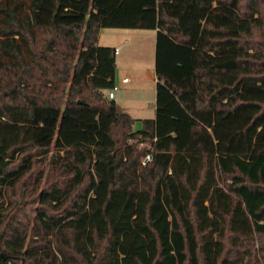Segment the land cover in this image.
<instances>
[{"label": "trees", "instance_id": "trees-1", "mask_svg": "<svg viewBox=\"0 0 264 264\" xmlns=\"http://www.w3.org/2000/svg\"><path fill=\"white\" fill-rule=\"evenodd\" d=\"M104 27L157 31L140 129ZM0 264H264V0H0Z\"/></svg>", "mask_w": 264, "mask_h": 264}, {"label": "rangeland", "instance_id": "rangeland-1", "mask_svg": "<svg viewBox=\"0 0 264 264\" xmlns=\"http://www.w3.org/2000/svg\"><path fill=\"white\" fill-rule=\"evenodd\" d=\"M156 35L157 31L155 29H145V28H113L104 27L100 32V45H113L117 49L121 50V54L117 55L119 60V67L128 71V75L131 78L130 86H134L131 91H125L118 84L116 88H112L115 96L116 102L120 105L121 111H128L141 105L146 111V115H152L154 111L149 109L153 108L156 104V84L153 80L147 79L148 71H151L153 65L155 64V49H156ZM140 66V68H138ZM141 75L144 80L137 81L134 80L135 76ZM110 91V90H109ZM108 91V92H109ZM120 96L124 99L121 100ZM156 107H154L155 110ZM142 113H144L142 111ZM155 114V113H154ZM143 127L142 120L135 121L134 128L140 129ZM139 147H144L140 144ZM52 152L48 155L41 157L39 155L35 159V171L33 173V178L41 174L38 182L40 185L47 186L53 181H58L61 178V173L59 170L53 167L51 162ZM146 157L143 159L145 161ZM13 192L12 200L20 201L24 196L19 195V189ZM25 195V193H24ZM36 202V199L30 198L25 203ZM36 203L29 204L30 206H35ZM10 204V201H7ZM34 208V207H32Z\"/></svg>", "mask_w": 264, "mask_h": 264}, {"label": "crops", "instance_id": "crops-1", "mask_svg": "<svg viewBox=\"0 0 264 264\" xmlns=\"http://www.w3.org/2000/svg\"><path fill=\"white\" fill-rule=\"evenodd\" d=\"M99 41H100V38H99ZM99 44H101L99 42ZM106 46H110V45H106ZM113 46V45H111ZM115 47V46H114ZM117 49V47H115ZM121 54V50L120 49H117V54H116V58H117V55ZM138 68H140V66H138ZM124 77H129L130 76L128 75V71L127 70H124L122 69L121 67H119V60L117 59V69H116V83H118L121 88L125 91H131L134 86H130L129 83L131 82V78H130V81L127 82V83H124L122 82V79ZM147 79H151L155 82V84H157V77H156V73H155V64L153 65L151 71H148L147 73ZM145 78H142L141 75L138 74V76H135L134 77V80H137V81H141V80H144ZM108 94V92H107ZM114 100L116 99V96H114L113 98ZM120 99L123 100L124 98L122 96H120ZM116 101V100H115ZM116 105H117V108L120 112H127L129 114H131L135 119L136 121L138 120H143L145 118H155L156 117V108L154 110V107H156V104L153 105V108L149 109L150 111H154V113L152 115H146V111L147 109L144 110V108L141 106V105H137V107L133 108L132 106L130 107L131 109H129L128 111H121L120 109V105L116 102ZM142 111L144 113H142ZM135 124V123H134Z\"/></svg>", "mask_w": 264, "mask_h": 264}, {"label": "built area", "instance_id": "built-area-1", "mask_svg": "<svg viewBox=\"0 0 264 264\" xmlns=\"http://www.w3.org/2000/svg\"><path fill=\"white\" fill-rule=\"evenodd\" d=\"M129 81H130V78H129V77H124V78L122 79V82H124V83H127V82H129ZM117 85H118V83H116V85H115L114 88H116ZM107 96H108V98H114L115 94H114V92H113L112 89L108 92ZM149 159H151V155H150V154H148V155L146 156L145 161H148ZM144 163H145V162H144Z\"/></svg>", "mask_w": 264, "mask_h": 264}]
</instances>
